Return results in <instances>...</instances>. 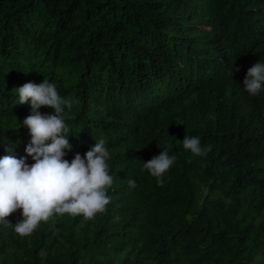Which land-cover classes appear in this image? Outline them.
<instances>
[{
  "label": "trees",
  "instance_id": "1",
  "mask_svg": "<svg viewBox=\"0 0 264 264\" xmlns=\"http://www.w3.org/2000/svg\"><path fill=\"white\" fill-rule=\"evenodd\" d=\"M258 62L264 0H0V158L34 163L17 88L46 79L72 105L65 159L102 140L113 178L91 220L22 237V209L6 217L0 264H264V90L243 88ZM164 149L161 184L141 163Z\"/></svg>",
  "mask_w": 264,
  "mask_h": 264
},
{
  "label": "clouds",
  "instance_id": "2",
  "mask_svg": "<svg viewBox=\"0 0 264 264\" xmlns=\"http://www.w3.org/2000/svg\"><path fill=\"white\" fill-rule=\"evenodd\" d=\"M243 85L251 96L264 90V62L248 69ZM17 89L21 104L31 102V114L23 125L30 130L31 142L25 151L34 163L29 165L26 158L17 159L10 154L0 158V222L10 224L5 218L22 209V220L13 226L23 237L31 235L53 215H82L91 220L104 213L110 203L107 191L113 183L104 141L97 142L83 157L75 154L69 162L65 150L71 151V145L62 114L65 108H71V102L62 98L55 84L46 79L39 85L28 82ZM41 107L54 109V114H41ZM182 143L195 156L205 154L199 137L186 135ZM175 160L164 149L157 157L140 163L162 184L161 178ZM128 183L136 187L134 179Z\"/></svg>",
  "mask_w": 264,
  "mask_h": 264
}]
</instances>
